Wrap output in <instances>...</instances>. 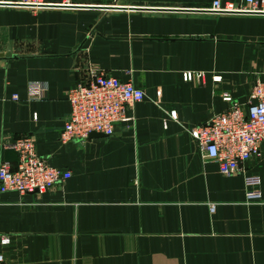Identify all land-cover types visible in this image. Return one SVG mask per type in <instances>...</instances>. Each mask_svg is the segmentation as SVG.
Instances as JSON below:
<instances>
[{
	"label": "crops",
	"instance_id": "1",
	"mask_svg": "<svg viewBox=\"0 0 264 264\" xmlns=\"http://www.w3.org/2000/svg\"><path fill=\"white\" fill-rule=\"evenodd\" d=\"M17 1L0 0V162L15 168L5 144L30 136L69 176L0 192V264H264V159L243 163L261 177L249 202L242 174H219L186 131L224 111L223 94L246 111L264 79V14L215 13L212 0ZM99 70L143 98L111 135L60 142L67 89ZM33 82L41 98L27 96Z\"/></svg>",
	"mask_w": 264,
	"mask_h": 264
},
{
	"label": "built area",
	"instance_id": "2",
	"mask_svg": "<svg viewBox=\"0 0 264 264\" xmlns=\"http://www.w3.org/2000/svg\"><path fill=\"white\" fill-rule=\"evenodd\" d=\"M67 1L62 0V3ZM17 4L36 8L45 2L18 0ZM209 10L215 13L264 14V0H239L235 3L212 0ZM193 76L199 77L201 72L181 73L184 81H189ZM212 80L218 81L219 76H212ZM44 90L42 83H30L27 96L41 98ZM143 96V91L129 81H121L100 70L91 71L67 89L69 112L58 140L84 139L92 131L103 136L111 135L117 123L129 120L124 115L125 105L139 102ZM11 99H17V95L12 94ZM222 99L229 104L224 111L211 115L201 124L186 128V131L203 158L215 162L219 174L231 176L241 173L245 199L249 202L258 201L261 177L256 172H246L243 163L264 159V79L256 78L252 84L246 111L228 94H223ZM5 145L16 152L17 163L11 169L7 162H0V192L39 193L69 176L67 171L48 165L36 155L30 136L16 138ZM8 243L9 237L0 235V246Z\"/></svg>",
	"mask_w": 264,
	"mask_h": 264
},
{
	"label": "water",
	"instance_id": "3",
	"mask_svg": "<svg viewBox=\"0 0 264 264\" xmlns=\"http://www.w3.org/2000/svg\"><path fill=\"white\" fill-rule=\"evenodd\" d=\"M8 56H10V54L8 52L0 53V57L1 58L8 57ZM94 136H103V134L92 131V132H89L87 134V137L86 138H91V137H94Z\"/></svg>",
	"mask_w": 264,
	"mask_h": 264
}]
</instances>
